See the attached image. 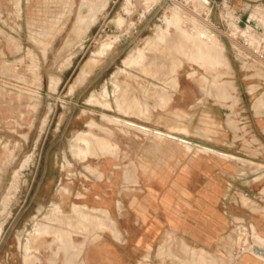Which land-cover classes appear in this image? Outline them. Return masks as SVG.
Masks as SVG:
<instances>
[{
    "label": "rangeland",
    "instance_id": "1",
    "mask_svg": "<svg viewBox=\"0 0 264 264\" xmlns=\"http://www.w3.org/2000/svg\"><path fill=\"white\" fill-rule=\"evenodd\" d=\"M194 1L202 8L207 2ZM188 2L0 0V264L45 260L56 264L55 255L65 257V245L54 243L57 238L70 243L71 254L79 258L85 242L99 241L98 224L121 240L108 209L101 207L102 218L86 221L78 229L68 216H58L64 213L59 202L70 200L71 211L78 210L74 205L86 197L78 194L83 190L79 179L86 176L83 167L109 161L117 164L115 168L121 166L116 176L124 177L126 183L141 179L136 187H119L125 208L137 215L142 208L133 203L142 202L146 190L158 194L161 188L143 185L147 175L142 166H157L160 154L155 148H162L157 134L166 136V124L174 128L168 131L174 140L166 146H185L186 155L191 156L184 159L183 167L198 152H207L199 148L193 153V147L206 144L198 142V132L217 135L213 130H220L223 122V130L230 131L229 141L233 143L236 132V145L241 146L243 131L264 129V118H255V112L258 117L264 115V89L250 88L255 82L243 70L242 45L236 40L237 28L230 25L234 22L228 23L231 28L221 21L226 12L215 6L209 22L203 23V12ZM92 6L95 10L89 16ZM232 8L244 13V21L264 18V0H232ZM258 10L262 13L257 14ZM227 14L235 20L233 13ZM242 33L255 39L247 30ZM194 36L204 41L196 43ZM211 48H219L218 53ZM171 97L169 106L161 109ZM154 107L158 110L153 111ZM181 111L186 119H177ZM135 136L140 137L138 143ZM231 154L222 156L239 157ZM182 168L152 170L151 175L174 178ZM87 172L89 177H105L104 171ZM184 175L177 177L173 187L185 196L197 195L203 186L179 185ZM161 200L172 213L175 196L167 188ZM243 204L254 212L260 209L247 198ZM53 210L58 223L50 221ZM37 212L42 215L36 217ZM238 220L213 250L170 238L168 264H240L242 241L246 243L244 236L248 237L244 231L252 232L246 225L242 230ZM58 227L76 231L68 239ZM36 231L39 235L34 239ZM46 235L53 242L46 241L42 247L37 241ZM248 239L253 248L264 250V236L255 227ZM43 248L50 252H42ZM247 253L264 260V253ZM71 260L66 261L71 264Z\"/></svg>",
    "mask_w": 264,
    "mask_h": 264
},
{
    "label": "crops",
    "instance_id": "2",
    "mask_svg": "<svg viewBox=\"0 0 264 264\" xmlns=\"http://www.w3.org/2000/svg\"><path fill=\"white\" fill-rule=\"evenodd\" d=\"M234 24L230 25L234 30L237 28L235 31L238 35H244L242 30H247L255 37L252 40L248 36L252 46L264 47L263 17L243 20L240 23L234 22ZM242 64L243 70L251 74L248 79L255 82L250 88L253 86L256 91L264 89V73L261 69L243 60ZM205 116L209 117L210 114L205 113ZM255 118L261 119L264 115L258 117L255 112ZM215 133L217 135L213 136L208 132L207 136L205 135L207 139H201V136L197 134L198 142L205 141L206 144L193 147V153L199 148L207 152H198V157L192 162L185 163V167L182 166V162L191 156L186 155L183 146L175 147V149L166 145L161 149L155 148L160 154L159 161L154 167L150 163H144L142 169L147 178L144 179L143 185L146 187L156 185L161 188L158 194L152 193L150 189L146 190L145 199L142 202L138 200L133 203L134 206L140 205L142 208L138 210L137 215L131 212L129 207L125 208L124 200L121 199L122 189L120 190L119 187L122 188L124 185L136 187L141 184L140 178L137 179V183H126L124 177L116 176L115 171L120 170L121 166L118 165L119 168H115L117 164L109 161H104L96 167L91 164L84 166L86 176L79 179L83 190H79L78 194L84 193L86 197L80 200L77 198L78 195L76 196L81 203L74 205L79 208L75 211H71L73 203L70 200H61L59 203L62 204L64 213L58 216L60 218L68 216L79 229L86 221H97L102 218V207L109 210L110 217L117 224L122 237L118 240L110 229H105L106 227L102 224H98L95 234L99 237V241L89 244L85 242L82 255L79 258H73L71 264H168L167 260L170 257H167L166 253L171 248L168 245L170 238L179 237L186 240L185 242L192 248L213 250L218 247L220 240L226 235L235 219L248 223L253 230L255 227V230L264 236V129H252L247 136L242 135L241 146L236 145L235 138L238 136L236 132L232 135L233 143L228 139L227 133L230 134V131L220 129ZM231 153L239 154V157L235 156L236 159L231 160L222 156L232 155ZM232 162L236 163L231 165ZM134 166L138 170L137 165ZM179 168H182V171L178 175L175 173L177 176L174 178L170 176L167 179L151 175L152 170L165 172L173 169V172H176ZM88 170L104 171L105 177H89ZM181 174L185 175L179 185L187 187L200 184L203 188L197 195L190 193V196H185L181 192L175 193L173 211L168 214L165 206L162 205L161 198L167 187L177 184L175 182ZM243 198L254 201L256 207L259 206L260 209L254 212L251 208L242 205ZM69 209L70 214H65ZM37 213L36 217L42 215V212ZM58 216L53 210V218ZM73 219L77 222L74 223ZM75 231L62 229L68 239ZM35 234L34 239L39 233L36 231ZM50 238L48 237L47 240L53 242ZM238 259L240 264H256L255 261L264 264V260L257 259L251 253L241 254ZM66 260V256L59 258L56 264H68ZM53 262L45 260L36 264H53Z\"/></svg>",
    "mask_w": 264,
    "mask_h": 264
},
{
    "label": "built area",
    "instance_id": "3",
    "mask_svg": "<svg viewBox=\"0 0 264 264\" xmlns=\"http://www.w3.org/2000/svg\"><path fill=\"white\" fill-rule=\"evenodd\" d=\"M188 4H195L196 5V9L200 10L201 12H203V23H208L209 19L211 18V14L212 11L214 10L215 6L220 7L222 6L226 12V18H222L221 17V21H224L227 23V25H229L228 23L231 22H243V15L244 13L241 12H236L234 11V9L232 8V0H223V2L220 4H217V0H207V2L205 3V6L202 8L199 5H197V1L194 0H188ZM191 6V5H190ZM228 11H230L231 13H233L235 20L233 21L232 19H229V17L227 16ZM201 22V21H200ZM212 23V22H211ZM231 24V23H230ZM214 25V24H213ZM236 40L239 44L242 45V49H240V57L242 58L243 61H245L247 64H250L252 66H257L259 69H261V71L264 73V47H254L252 46L249 42H250V37L246 36V35H242L239 34L236 37ZM250 130L247 131H243V136H247ZM240 225L245 226V229H250L252 233H248L246 231H244L245 235H248V237L254 235V230L250 227V225L244 221H239ZM242 230H244V227L242 228ZM245 238H247V242L245 243L244 241H242V255L244 253H247V247L248 244L250 245L251 243V239H248V237L244 236ZM244 238V239H245Z\"/></svg>",
    "mask_w": 264,
    "mask_h": 264
},
{
    "label": "bare ground",
    "instance_id": "4",
    "mask_svg": "<svg viewBox=\"0 0 264 264\" xmlns=\"http://www.w3.org/2000/svg\"><path fill=\"white\" fill-rule=\"evenodd\" d=\"M85 1H87V0H85ZM94 4V3H93ZM94 10H95V7L94 6H92L91 7V13L89 14V16L90 15H92L93 14V12H94ZM254 13V12H253ZM257 14H260V13H262L260 10H258L257 12H256ZM256 14V15H257ZM96 15H98V14H96ZM254 15H255V13H254ZM88 16V17H89ZM91 18H93V17H91ZM96 19V18H95ZM92 20V19H91ZM94 21V20H93ZM111 39V38H110ZM193 40H194V42H196V43H198V42H203L204 40H202L201 39V37L200 36H194L193 37ZM114 41V40H113ZM69 43V42H68ZM207 43V42H206ZM214 43V42H213ZM208 45V44H207ZM216 45V44H215ZM211 46H213V45H211ZM216 46H218V45H216ZM107 47L108 46H105L104 47V49L103 50H105V49H107ZM218 47H220V46H218ZM209 48V47H208ZM217 48V47H216ZM212 49L211 48V52L212 53H218V50H219V48H218V50L217 49ZM224 50V49H223ZM222 50V51H223ZM221 51V50H220ZM100 55H101V53H100ZM106 55V54H105ZM103 56V55H102ZM98 63V62H97ZM10 72V71H9ZM85 72H87V70H84L82 73L83 74H85ZM88 76V75H87ZM155 89V88H154ZM157 90V89H156ZM158 91H160V90H158ZM157 91V92H158ZM160 93V92H159ZM221 94H222V92H221ZM158 95V94H157ZM170 99V101L169 102H167V105L166 106H163L161 109H165V108H167L168 106H169V104L171 103V101L173 100V97H171V98H169ZM152 108V107H151ZM158 110V109H157ZM156 110V108L154 107L153 108V111H157ZM170 112V111H169ZM186 112H184V111H181V112H178L177 114H176V117H177V119H186ZM193 115V114H192ZM7 119V118H6ZM96 124V123H95ZM185 125V124H184ZM221 129H223V127H224V124L223 123H221V124H219L218 125ZM165 127H166V131H164L163 133H166V136H164V135H161V134H157L158 136H160V138H158L157 137V139H158V141H160V146H162V147H164L167 143H170L169 141H173L172 140V138H169V137H171L170 136V134L168 133V131L169 130H171V129H174L173 128V126H171V124L170 123H168V124H166L165 125ZM144 130V132H146V133H148V130L147 129H143ZM214 132H216V131H218V130H213ZM110 132V131H109ZM213 132V133H214ZM162 133V134H163ZM207 132L206 131H204V132H201L199 135L201 136V139H204V138H206V136H205V134H206ZM112 134V133H111ZM215 134V133H214ZM132 134H131V132H129V134H128V136H131ZM164 136V137H163ZM214 136V135H213ZM134 138V140H135V142H137L138 143V138H140V137H137V136H135V137H133ZM132 138V139H133ZM104 139V138H103ZM207 139V138H206ZM92 140V139H91ZM95 140V139H94ZM89 142H90V140H89ZM95 142V141H94ZM97 142V141H96ZM92 143V142H91ZM109 144H111V143H109ZM182 145V144H181ZM183 147H185V146H183ZM112 148V147H111ZM118 148V147H117ZM77 150H78V148H77ZM162 160V159H161ZM167 189H168V191H169V193L171 194V195H173V196H175V193H179V190L176 188V187H173V186H170L169 188L167 187ZM83 206V205H82ZM59 207V206H58ZM57 210H58V208H57ZM60 211V210H59ZM73 213V212H72ZM76 213V212H75ZM79 213V212H78ZM57 214V213H56ZM58 214H60V213H58ZM60 215H62V214H60ZM56 218V217H55ZM55 218H52V220H50L51 222H59L58 220L59 219H55ZM44 225V224H43ZM43 225L41 226V228H43V230H44V228L46 227V225H44L45 227H43ZM50 226H47L46 228H49ZM53 227V226H52ZM172 231V230H171ZM174 233V232H173ZM175 234H176V232H175ZM173 237V236H172ZM47 238H48V235H46V236H44L43 237V239L42 240H39V241H37L39 244H41L42 245V247H43V245L44 244H46L45 242L46 241H48L47 240ZM82 238V237H81ZM186 241V240H185ZM73 242L75 243V241H74V239H73ZM54 243H59L60 245H65V248H63V251L65 252V256H66V258H70V260L71 259H73L74 258V255H76V254H71V249L70 248H68V246H70V243H64V238H57V239H55V242ZM49 250V248H43L42 249V252L43 251H48ZM68 255V256H67ZM55 257H56V261H58L59 260V258H60V253L59 254H57V255H55Z\"/></svg>",
    "mask_w": 264,
    "mask_h": 264
},
{
    "label": "water",
    "instance_id": "5",
    "mask_svg": "<svg viewBox=\"0 0 264 264\" xmlns=\"http://www.w3.org/2000/svg\"><path fill=\"white\" fill-rule=\"evenodd\" d=\"M247 251H253L254 253H264V250L260 248H253L251 245H248Z\"/></svg>",
    "mask_w": 264,
    "mask_h": 264
}]
</instances>
